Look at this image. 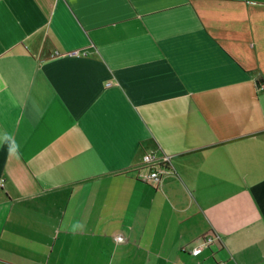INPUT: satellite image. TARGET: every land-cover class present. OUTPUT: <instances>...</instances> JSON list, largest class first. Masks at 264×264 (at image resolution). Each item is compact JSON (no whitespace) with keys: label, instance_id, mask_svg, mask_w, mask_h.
Instances as JSON below:
<instances>
[{"label":"crops","instance_id":"crops-1","mask_svg":"<svg viewBox=\"0 0 264 264\" xmlns=\"http://www.w3.org/2000/svg\"><path fill=\"white\" fill-rule=\"evenodd\" d=\"M221 262L264 264V0H0V264Z\"/></svg>","mask_w":264,"mask_h":264},{"label":"built area","instance_id":"built-area-1","mask_svg":"<svg viewBox=\"0 0 264 264\" xmlns=\"http://www.w3.org/2000/svg\"><path fill=\"white\" fill-rule=\"evenodd\" d=\"M53 55L59 56L61 54L58 52H54ZM64 55L77 58V57H85L87 56V53L84 50H72V51L65 53ZM142 161H143V164L145 165V168L148 170L147 175L143 176V179L147 181H153V182L158 181L160 178L159 167L161 165V162L152 153L143 155ZM124 239L125 238L122 235H118L115 237V240L118 242H122L124 241ZM212 241H213L212 237L210 236L204 237L198 245H196L195 247L191 249L190 253L193 256H197L201 254L203 251L209 249V246L212 243ZM219 264H224V263L221 262Z\"/></svg>","mask_w":264,"mask_h":264},{"label":"clouds","instance_id":"clouds-1","mask_svg":"<svg viewBox=\"0 0 264 264\" xmlns=\"http://www.w3.org/2000/svg\"><path fill=\"white\" fill-rule=\"evenodd\" d=\"M14 149L12 147L9 148V152H12Z\"/></svg>","mask_w":264,"mask_h":264}]
</instances>
